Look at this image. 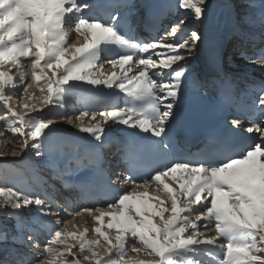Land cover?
<instances>
[{
  "label": "snow or ice",
  "instance_id": "6c2138e0",
  "mask_svg": "<svg viewBox=\"0 0 264 264\" xmlns=\"http://www.w3.org/2000/svg\"><path fill=\"white\" fill-rule=\"evenodd\" d=\"M176 6L189 10L197 20L205 18L209 8L207 0H176ZM93 11L102 15H86ZM122 20L117 9L107 11L106 5L90 0H0V122L6 131L16 139L23 138L22 148L42 157L55 129L52 121H45L44 111L63 116L53 109L65 108L66 98L84 85L95 91L101 86L119 89L125 94V107L111 105V110L94 111L90 117L85 111L76 119L95 120L93 126L81 123L78 127L101 144L113 126H124L123 159L129 173L124 181L131 185L130 190L112 197L106 208L75 213L87 212L93 217L96 226L92 232L106 244L103 255L96 250L100 239H89L87 228L79 233L56 230L44 242L43 259L25 253L16 264H264V88L253 103V108L258 106L259 115L253 116L257 123L244 129L256 134L255 141L241 147L222 135H213L198 154L178 156L171 133L181 116L186 83L198 80L190 61L202 37L187 29L185 18L177 17L163 36L145 41L125 31ZM261 24L264 26V0ZM73 34L77 39L83 37L84 43L69 44ZM102 57H108L112 72H103L105 65L98 63ZM22 61L30 62L32 78L45 93L43 107L24 104L32 111L23 114L7 94L20 90L11 74L13 68L21 70L22 92L29 94ZM260 67L264 69V64ZM230 123L234 129L242 127L239 119ZM4 134L0 132V136ZM145 166H151V173L138 182L134 175ZM169 176L178 187L165 181ZM120 180L119 176L108 178V188H117ZM150 187L161 195H151ZM0 198V214L17 216L34 209L38 223H61L38 194L0 187ZM46 199L48 205L63 211ZM193 212L198 214L193 217ZM201 224L206 228L214 225L215 235L200 232ZM105 227L114 230V238ZM68 237L76 243L69 244ZM10 238L22 240L33 250L39 248L33 235L17 232L10 237L6 229L0 231V241L6 243ZM135 243L141 247L136 248ZM129 251L149 259H126ZM221 252L224 259L217 262L215 257Z\"/></svg>",
  "mask_w": 264,
  "mask_h": 264
},
{
  "label": "bare ground",
  "instance_id": "6f19581e",
  "mask_svg": "<svg viewBox=\"0 0 264 264\" xmlns=\"http://www.w3.org/2000/svg\"><path fill=\"white\" fill-rule=\"evenodd\" d=\"M207 3H208V13H207V18L205 17L204 20H202L201 24L204 23V26H205V29L206 30H209L211 28L214 27L215 25V20H216V17L215 15L218 14L219 17H220V23H221V29L224 28V25L226 24V20L232 16V11L230 10V8L226 5V1L225 0H207ZM181 14V18H185V24H186V27L188 26V28H193V27H190V25H192V23L194 24L196 18L194 17V15L191 14V12L189 10H185V9H179V12ZM248 13V12H247ZM248 20L252 23L255 22V18L249 16ZM247 20V21H248ZM84 43V39L83 37H80V41L78 42L79 45H82ZM77 45V44H76ZM77 45V46H79ZM196 49V48H195ZM193 49V50H195ZM194 61V56L192 57L191 59V62H190V66L192 65V62ZM238 62V59L236 60ZM105 65L104 69H103V72L105 74H108L110 72L113 71L112 67L110 65H108L107 63H102ZM7 69V68H6ZM14 70H16L15 68H13L12 70V73L14 72ZM233 70L235 71H241L240 68H233ZM94 72H96L95 69H93ZM117 71H119V69H117ZM11 73V74H12ZM51 74V73H49ZM13 75V74H12ZM98 75V73H97ZM14 76V75H13ZM18 81H20V79H15V83L17 85V87L20 89V85L18 83ZM31 84H33V78L31 77L30 81ZM74 83H77V82H74ZM104 87L101 86L100 90L103 89ZM93 89V88H92ZM30 92V91H29ZM19 93V90L18 91H12V92H9L7 93L8 95L12 96L13 98L18 95ZM20 94V93H19ZM40 96H41V93H39ZM21 95V94H20ZM37 95V94H36ZM28 96V95H27ZM38 96L39 98H42V96L40 97ZM25 98V97H24ZM37 100V98H34ZM27 100V99H26ZM16 101V100H15ZM39 101V100H37ZM37 103V102H36ZM57 109H59V107H56ZM65 115H45V121H52V122H56L55 119H57L59 122H57L58 124L62 125V126H66L68 127V123H69V120L72 121L71 123H75L77 126L81 125V123L84 125L85 122H89V124L85 127H88V126H93L96 121L95 120H91L89 117L91 115V113H89V117H84L82 121L80 120H77V116H80L81 113H78V114H73L72 112H66L64 113ZM43 115V114H42ZM63 120V123L60 122ZM1 124H3L2 122H0V126ZM76 127H74L75 129ZM1 130V129H0ZM77 131H80L79 129H75ZM2 131V130H1ZM54 131H56L55 133H57V137H55L56 139H53L52 141V145L51 147H46L45 151L47 154L49 155H52V157L54 158V161L57 162L59 165L61 164V161L63 160V158L65 157V152L66 151H69V148L72 144V142L74 141L73 139L77 136L79 137V135H75V133L70 132H64V131H60V130H57V129H54ZM60 131V132H59ZM8 135V133L6 134ZM9 140H11V137L8 135L7 137ZM14 144H17V143H23V139L19 140L17 142H13ZM0 145H5V144H0ZM22 144L21 145H13V146H10V148H8V150H10L11 148L14 147V151L18 153V147L21 148ZM3 148V147H2ZM8 152V151H7ZM9 153V152H8ZM20 153V152H19ZM12 154V153H11ZM15 154V153H14ZM16 156V155H15ZM22 156V155H21ZM2 158V157H1ZM13 161L16 162L19 161L18 159H12ZM2 161V160H1ZM6 161V160H5ZM40 162H43V159H40L39 160ZM3 162V161H2ZM9 162V161H8ZM7 163V162H5ZM12 163V162H10ZM19 164H23L24 168L26 167H30L31 165V162L30 161H27V160H21L18 162ZM2 164V163H1ZM4 164V163H3ZM57 166V164L55 165ZM3 167V166H2ZM5 167V165H4ZM7 169L6 171H4L3 173H0V181L3 180L4 183L7 184H11V183H14L18 186V189H19V186L22 188L21 191H24L25 193H35V194H38L40 195V198L41 199H44L46 198L45 194L48 193V190L45 189L43 192L42 191H39L37 189V187H40L45 185L46 183H49L51 182V179L53 178V175L54 173L52 171H50V168L49 167H53V164H50L48 167L47 166H43L44 169H45V172L44 174L41 173V171H34L33 173V177L30 176L29 174L28 175H25V176H22L21 174H19L18 172H16V170L11 167V166H6ZM5 170V169H4ZM19 171V170H18ZM45 175V176H44ZM4 185V184H3ZM140 191H143V190H140ZM49 194V193H48ZM46 207H50L51 208V211L52 213L53 212H58V210L54 209L53 207H51L50 205H48V203H46ZM104 208V207H102ZM64 211V210H63ZM81 211V210H79ZM26 213V214H25ZM54 214V213H53ZM83 214H88L87 212H82V215ZM23 215H25L23 218H20L21 220V224L23 225L24 227V231H26L27 229H30V231L26 232L25 235H28V234H34L35 232L32 230V229H37V235L40 233V239H45L44 237L46 235H48V231H52L54 232L55 230L59 229L60 227L59 226H55V225H52V224H49L47 220H44L42 221L41 223H38L36 221V216H37V213L35 212L34 209L32 210H26L23 212ZM59 215H62L63 216V219H68V214L67 216H65L64 213L62 212H59ZM56 214L54 215V219L55 218ZM81 217V216H79ZM7 219V217H5ZM33 221H31V219ZM71 219V218H70ZM85 220V219H84ZM87 220V219H86ZM89 220V219H88ZM35 222V224H33L31 227L29 226V222ZM67 221V220H66ZM65 222V221H64ZM88 222V221H87ZM91 223V222H89ZM13 225V224H12ZM67 225V224H66ZM87 225V224H86ZM29 226V228H28ZM86 227V226H85ZM12 232L14 230V228L12 227ZM68 230V229H67ZM89 234V233H88ZM94 234V233H93ZM95 236V235H94ZM51 238V236H49L46 240H49ZM88 238L91 239V237H89L88 235ZM68 239H71L70 237H68ZM10 240V239H9ZM73 241V240H72ZM10 243V242H9ZM18 245L19 246H22L23 244V241L22 240H18ZM72 243V242H71ZM17 244V243H16ZM1 245V244H0ZM28 248V246H26ZM43 247H44V243L43 244H39V248L36 249V250H33L32 248L30 249L29 251V254L31 255H35L37 253H42V250H43ZM101 242L99 245L96 246V250L100 253V250H101ZM37 251H40V252H37ZM20 252V251H19ZM18 252V250H14L13 253H11V255L13 256V259L19 257L20 253ZM103 255V254H102ZM130 257L132 259H139V257H133L132 255H130ZM129 258V257H128ZM12 259V258H10ZM144 259H149V257H144Z\"/></svg>",
  "mask_w": 264,
  "mask_h": 264
},
{
  "label": "rangeland",
  "instance_id": "374dc122",
  "mask_svg": "<svg viewBox=\"0 0 264 264\" xmlns=\"http://www.w3.org/2000/svg\"><path fill=\"white\" fill-rule=\"evenodd\" d=\"M195 49V48H194ZM30 65V64H29ZM29 70V71H28ZM24 73H25V75L26 74H28L29 72H31V70H30V66H24V70H22ZM31 77H32V75H31ZM17 80H18V78L17 77H15ZM34 81V80H33ZM28 86H29V94H24L23 92H22V89L21 90H19V92H20V94L18 93V95H16L14 98H13V106L14 107H16V109H17V111H19L20 113H25V112H31L32 110H31V108H28V109H26V108H24L23 107V105L24 104H28V105H33V104H35L37 107H41V105H42V102L40 101V99H39V101H37L36 99H34V98H39L38 96H40V94H39V92L38 91H40V89H39V87L37 86V84H36V82H33V84H31V82L30 83H28ZM20 87H23V85H21ZM46 87H47V85L45 84L44 85V88L46 89ZM30 94H33L32 95V99H29V95ZM37 94V95H36ZM28 95V96H27ZM41 96H42V93H41ZM40 96V97H41ZM25 97V98H24ZM27 99V100H26ZM16 100V101H15ZM37 102V103H36ZM2 112V111H1ZM0 112V115H3V113H1ZM33 114H36V113H33ZM52 115V114H51ZM53 116V115H52ZM43 117L45 118V115H43ZM59 126H61L60 124H58ZM0 129L2 130H0V132H4L5 134L3 135V136H0V144H5V145H0V153H4V156L1 158L0 157V173H3L4 171H6V169H7V167L6 166H11V167H13L15 170L17 169V171L18 172H20V174L22 175V171H20L21 169H20V167L17 165L18 163H16L15 161H13L12 159H15V158H19L21 155L23 156V155H25V154H27V155H29V156H31L32 154H33V151H29L28 149H24V148H22V146H21V148H19L18 147V153L17 152H15L13 149H14V147L13 148H11L10 150H8V148H10V146H13V145H16L17 146V144L18 145H21L22 143H17V144H14L13 142H17L18 141V139H16V138H14L13 136H12V134L10 133V132H8V131H6V129H5V126H4V124H1V126H0ZM8 133V135L11 137V140H9L7 137H8V135H6ZM21 140L23 139V138H20ZM19 139V140H20ZM32 141H29V143H31ZM3 147V148H2ZM9 153H8V152ZM20 152V153H19ZM12 153V154H11ZM15 153V154H14ZM16 155V156H15ZM21 156V157H22ZM33 157V156H32ZM3 162H2V161ZM6 160V161H5ZM9 161V162H8ZM5 162H7V163H5ZM10 162H12V163H10ZM2 163V164H1ZM4 163V164H3ZM16 163V164H15ZM39 163H40V161H39ZM4 165H5V167H4ZM3 166V167H2ZM41 169H37V171H41V173L42 174H44V172H45V169H44V167L42 166V167H40ZM5 169V170H4ZM34 173V172H33ZM31 175V174H30ZM45 176V175H44ZM3 181V180H2ZM2 181H0V187H4V188H7V187H12L13 188V186L12 185H9V184H7L6 185V183H3ZM4 184V185H3ZM0 199H2V198H0ZM54 213V215L56 214V216H55V218L56 217H60V216H62V215H59V216H57L58 214H59V211L58 212H53ZM26 214V213H25ZM11 214H10V212L9 213H6V214H0V223L2 222H5L6 221V218L5 217H9ZM12 216V215H11ZM25 216V215H24ZM13 218H15V220H14V222L12 223L13 225L15 224V221H16V223H18V220L20 219V218H23V214L21 215V213L19 214V215H17V216H12ZM63 217V216H62ZM31 219V218H30ZM57 219V218H56ZM59 219V218H58ZM87 219V220H86ZM85 220H84V218H81V217H79V216H73L71 219H68L67 221H66V219H64L63 220V223L61 224V227H63V229H62V231L63 230H66L67 232H75V233H78V232H80V231H82V230H84L85 229V226H89V222H91L90 220H88L89 218H86ZM31 221H33L32 219H31ZM65 221V222H64ZM88 221V222H87ZM35 224V223H34ZM67 224V225H66ZM87 224V225H86ZM3 227V225H1L0 224V231H2V230H4V229H6V228H2ZM68 229V230H67ZM7 230V229H6ZM58 230V229H57ZM91 230V229H90ZM90 230H89V232H90ZM56 231V230H55ZM17 232H19V228H17ZM16 232V233H17ZM89 237H91V239H92V236L94 235L93 234V232H90L89 234ZM100 238V237H99ZM93 239H97V238H93ZM18 240L19 239H17V240H15V241H13L11 238H10V240H8L6 243L5 242H2V241H0V246L2 247V249H7V248H9L10 246H17V242H18ZM11 244H10V243ZM73 243V241H72V239H68V243L69 244H72ZM17 243V244H16ZM2 245H4V246H2ZM9 246V247H8ZM102 247V246H101ZM104 248V247H103ZM74 251H77L76 249H74ZM22 252L23 251H21L20 250V254H22ZM40 252V251H39ZM77 255L79 256L80 255V253L77 251ZM102 255V254H101ZM38 258H40V259H43V256L41 255V253H39V255L37 256ZM145 257V256H144ZM143 258V257H142ZM4 262L5 263H7V262H9L10 264H16V260L15 261H12L13 259H9V257L7 258V257H4ZM33 264H35V262H33ZM82 264H88V262H84V261H82Z\"/></svg>",
  "mask_w": 264,
  "mask_h": 264
}]
</instances>
